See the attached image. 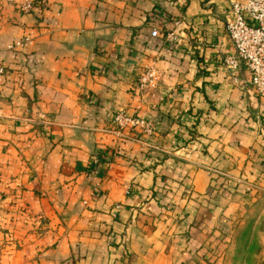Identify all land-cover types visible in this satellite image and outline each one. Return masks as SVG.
Instances as JSON below:
<instances>
[{
    "label": "crops",
    "instance_id": "crops-1",
    "mask_svg": "<svg viewBox=\"0 0 264 264\" xmlns=\"http://www.w3.org/2000/svg\"><path fill=\"white\" fill-rule=\"evenodd\" d=\"M243 1L0 0V264H201L195 215L264 200V98L224 66ZM121 110L155 132L118 136ZM214 170L237 185L221 195ZM163 211L183 234L152 226Z\"/></svg>",
    "mask_w": 264,
    "mask_h": 264
},
{
    "label": "built area",
    "instance_id": "built-area-1",
    "mask_svg": "<svg viewBox=\"0 0 264 264\" xmlns=\"http://www.w3.org/2000/svg\"><path fill=\"white\" fill-rule=\"evenodd\" d=\"M48 6V0H22L18 4L21 13L43 11ZM175 24H179L176 22ZM228 34L234 44L235 53L224 60V66L236 73L244 65L250 74V82L256 93L264 98V0H245L233 2L231 14L226 22ZM169 33L168 35H170ZM153 37H159L157 29L152 31ZM173 35H170L172 37ZM31 37H25L11 44L10 49H23L32 45ZM6 69L0 64V75ZM160 74L154 63L145 67L138 79L137 88L147 92L156 86ZM113 132L120 137L152 135L155 124L148 118L121 110L112 120ZM93 165L98 164L94 160Z\"/></svg>",
    "mask_w": 264,
    "mask_h": 264
},
{
    "label": "rangeland",
    "instance_id": "rangeland-1",
    "mask_svg": "<svg viewBox=\"0 0 264 264\" xmlns=\"http://www.w3.org/2000/svg\"><path fill=\"white\" fill-rule=\"evenodd\" d=\"M144 136L149 138L152 135ZM227 176L217 171V175L213 178L215 182L222 177L219 185L223 191L221 195L229 192L227 188L230 185L236 186L238 183L235 176L234 178H231L230 174V178ZM247 185L251 189H257L256 184ZM154 215L156 218L152 226L161 234L168 235L175 231L183 234L185 226L182 223L172 222L166 211ZM200 225H202V231H200ZM187 230V232L199 231L208 234V237L199 239L198 243L204 250L202 254H198L201 264H264V200L251 199L249 205L238 211L228 208L218 222L217 220L211 223L204 222L196 214L195 221L189 224Z\"/></svg>",
    "mask_w": 264,
    "mask_h": 264
}]
</instances>
